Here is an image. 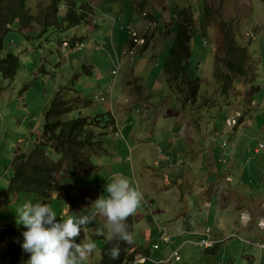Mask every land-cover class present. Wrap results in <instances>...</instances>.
<instances>
[{"label":"rangeland","instance_id":"374dc122","mask_svg":"<svg viewBox=\"0 0 264 264\" xmlns=\"http://www.w3.org/2000/svg\"><path fill=\"white\" fill-rule=\"evenodd\" d=\"M73 1L78 5L87 2L94 8V21L88 27L65 29L63 26L64 6ZM142 1L61 0L59 14L42 35L34 22L27 30L17 22L11 25L4 38L3 54L17 55L20 64L13 81L0 74V192L7 190L11 182V163L17 152H31L38 143L46 108L56 97L65 100L68 96L66 91L71 89V101L87 99L91 102L79 107L71 117H79V112L85 116H96L110 111L119 125L118 128L101 127L93 131L95 143L101 141L102 144L87 148L83 154L90 156L92 161L97 159L93 161L95 167L92 170L75 168L69 174L63 168L62 177L57 175L61 178L59 181L72 188L62 192H73L76 198V181L88 172L78 185L89 189L87 197H98L99 191L101 196L106 195L107 183L115 178L135 181L131 186L143 193L138 188L142 183L141 175L145 173L141 169L143 159L152 164L156 154L152 144L158 143L161 148H166L168 139L172 137L175 118L166 117L170 106L199 119L192 120L193 126L190 124L197 134L194 139L198 138V143L200 140V150H206L213 166L219 168V173L215 174L210 165H202L204 161L200 159L198 165L187 169L195 176L194 180L198 179L196 187L199 180L206 185V190L215 182L222 189L223 196L228 192L226 185L229 183L239 202L234 209H219L220 196L217 195L212 209L197 205L207 211L209 217L206 219L198 207H183L185 202L172 204L169 199L157 200L155 195L148 198L143 195L133 215L132 249L148 248L151 256L157 261L163 260V264H264V248L260 247L264 243L261 224L264 220V3L259 0H145L148 2L140 6ZM204 3L212 15L211 25L206 29V35L201 34L198 26L195 27L190 43V71L199 79L200 87L196 100L185 102L167 84L164 65L174 42L179 9L192 11L198 20ZM48 4L49 0H28L26 7L31 14H36L49 8ZM146 14L152 18H147ZM220 21L231 23L236 29L238 42L248 49L251 56L250 77H254L250 84H245L246 81L238 76L225 95L213 77L215 57L220 54L222 35L217 27ZM76 38L80 41L70 48L68 43ZM135 38L145 41L135 42ZM77 44L82 46L78 48ZM102 97L106 101H100ZM103 147L107 151L104 155ZM259 148L260 151L255 153ZM47 153H51L50 149ZM96 164H99L98 168ZM102 167L107 171H100ZM90 174L93 177L101 174L97 179L100 185L87 178ZM225 177L231 181L227 182ZM57 193L59 191L51 194L56 198ZM77 196L85 197L86 193L77 192ZM58 198L61 197L58 195ZM65 199L60 200L70 205ZM90 200L85 198L87 203ZM23 202L11 196L8 207L4 196L0 195V203L5 204L0 205V224H9L17 231L14 239L8 238L3 245L0 243V264L3 261L10 264L6 261L9 257L6 258L4 248L14 243L22 249V233L27 229L17 224L16 211ZM56 205L57 202L54 209ZM85 205L72 214L95 211L93 203ZM160 209L170 215L163 216L158 212L153 215L154 210ZM186 210L188 215L183 217ZM247 210L253 216V222L248 225L243 224L242 218ZM190 216L193 223L197 222V230L206 232L211 228L212 236L219 234L225 242L215 250L207 251L188 241L183 242L187 239H178L177 232L167 225L174 222L182 225ZM224 217L230 222L223 223ZM57 222H62L58 215ZM220 226L223 227L217 229ZM164 234L172 237L171 243H160ZM103 238H108L106 218L103 221L102 216L97 215L77 240L78 243L92 240L96 244L84 264L99 262ZM154 243L160 244L158 251L151 248ZM176 249L179 258L167 262ZM27 256L29 259V254ZM28 259L23 255L16 264H26Z\"/></svg>","mask_w":264,"mask_h":264},{"label":"trees","instance_id":"16d2710c","mask_svg":"<svg viewBox=\"0 0 264 264\" xmlns=\"http://www.w3.org/2000/svg\"><path fill=\"white\" fill-rule=\"evenodd\" d=\"M27 1L0 0V74L10 81H13L17 76L20 64L17 55L10 52L3 54L4 38L10 31L11 25L17 22L23 30H27L34 22L40 30V35H42L53 24L60 11L59 4L61 0H49V8L31 14L26 7ZM259 1L264 3V0ZM144 2L146 1L143 0L140 6ZM64 9L62 22L65 29L83 25L88 27L94 21L92 17L94 8L87 2L80 5L74 1L69 2L67 6H64ZM202 10L201 17L196 20L192 11H188L186 8L179 9L176 16L177 28L173 38L174 42L164 65L167 84L180 95L179 97L182 96L185 102L195 101L200 87L199 79H196L190 71L192 55L190 43L195 27L198 26L202 31L201 34L205 33L206 35V29L211 25L212 15L205 3ZM146 15L147 18H152V15ZM217 27L222 38L219 46L220 54L215 57L213 77L222 95H225L238 76L246 81L245 84H250L254 77H250L252 70L251 56L248 49L238 42L234 26L226 21H220L217 23ZM76 42L75 39L71 40L68 43L70 48H74ZM89 102L90 100L87 99L81 102V100H63L60 97H56L51 102L50 106L44 111L45 122L38 143L31 152H17L11 163L13 177L7 190L0 192L1 196L7 197L8 200L11 196L13 198L22 196L21 201L26 197L25 200L29 199L31 202L33 197L35 200L38 198L45 199L51 193L59 191L57 198L58 195L63 199L66 198L65 200L70 204L72 210L78 211L84 207V200L78 196L74 198L73 192H62V190L72 188L66 182L61 183L59 181L62 177L63 168L67 169L68 174L70 170L73 171L75 168H90L92 170L95 164L90 156L83 154V151L102 144L101 141L95 143L96 135L94 132L97 129L101 127L116 128L114 127L115 119H113L110 111L96 116L80 115L79 117L69 118V115L73 114L79 107L86 106ZM105 116L107 117L105 118ZM48 149L51 151L50 154L47 153ZM77 182L75 184L76 188L79 185ZM80 182H82V178ZM6 204L10 203L6 201ZM21 204L23 205L24 202ZM0 205L4 206L3 203H0ZM128 224L129 231L132 233L133 216L129 218ZM16 235L17 231L13 226L0 224L1 244L8 238L14 239ZM103 239L101 258L98 264H163L150 257L148 248L132 249V242L124 243L122 241H109L108 238ZM116 244H119L120 256L118 260H113L109 255V249L116 246ZM218 245L205 249L213 251ZM4 251L6 258L9 257L6 261L10 264H16L23 255H26L28 259V253L22 252V249L16 247L14 243L8 248H4ZM138 255L143 258L141 262L136 260ZM1 264H5V262L3 261Z\"/></svg>","mask_w":264,"mask_h":264},{"label":"crops","instance_id":"0c3cea01","mask_svg":"<svg viewBox=\"0 0 264 264\" xmlns=\"http://www.w3.org/2000/svg\"><path fill=\"white\" fill-rule=\"evenodd\" d=\"M146 2H148V1H146ZM75 41L78 42L80 40L75 39ZM66 93L68 96L65 100H70L72 98L71 95L73 94L72 90L68 89L66 91ZM76 95L80 96L78 94H76ZM73 98H76V97H73ZM88 104H91V102H89ZM167 111H168V113H167L166 117H170V119L175 118L174 119L175 121L172 125V137L170 139H168L169 142H168L166 148H161L160 144H158V143L152 144L154 153H156L155 158H154V161L152 164L150 162H148L146 159H143V163L141 164V169H142V171H145V173L148 172V175H146L145 173H144V175H141L140 180L142 183H140L138 188L142 189V191L144 193L143 195L145 196V198H148V197L155 195L157 200L169 199L172 201V204H181L182 202H185L183 207H185L186 209L189 208L188 206L195 209L198 206L201 207L202 204L204 205L205 208H209V209L211 208L212 209L213 208L212 202L214 200V197L219 195L220 196L219 205H218L219 209H226V210H229L231 208L234 209V207L238 204L239 200L237 197H235L234 189H232L229 186V183H227V185H226L228 192L225 193V195L221 196V190L222 189L220 187H218L215 184V182L213 184H211V187L208 190H206L205 189L206 185L202 184V181L199 180V184H198L199 186L196 187L198 179L195 178V180H194L193 177H195V176H192L191 173L188 172V170H187V169H190L192 167V165H194V166L198 165L200 159H203L204 162L201 163L202 165L205 163L209 164L212 172H214L215 174L219 173V168H217L216 165L213 166V164L211 163L212 161L209 160V158L207 156V151L205 150V152H204V150H200L201 149L200 147L202 146V144L201 145L199 144V143H201L200 140L198 143L197 142L198 138L194 139V135H197V134H195V132L192 131V127L190 124H192V126H193L192 120L198 121L199 119L196 116H194L193 114H190V115L182 114V112L179 109L177 110V109L170 107V106H169ZM79 115L85 116L82 112H79ZM86 116H90V115H86ZM167 119H169V118H167ZM115 122H116V124L114 127H117V125H119V124L117 123L116 119H115ZM167 125H170L168 123V121H167ZM199 126H200V123H199ZM199 130H201V127L199 128ZM197 133L200 134V131H197ZM39 136H40V134H39ZM39 136H38V138H39ZM122 136H123V134H122ZM123 138L126 139L125 136H123ZM148 143H150V142H148ZM148 143H146V144H148ZM203 147H205V146H203ZM102 149L104 150V153L102 155L107 153V151L104 149V147ZM129 151L132 152L131 150H129ZM214 152H216V150ZM183 157H184V159L182 160ZM213 158H214V156H213ZM95 161H97V159ZM135 164H137V167H138V163H135ZM216 164H218V160L216 161ZM133 165H134V162H133ZM97 166H99V164L98 165L96 164V167ZM129 166L131 167L132 164L129 163ZM156 167L159 168L160 170L157 171ZM102 170L104 172L107 171L106 168H104V167H102V169L100 171H102ZM155 171H156V174H155ZM151 172H153V174ZM87 173L88 172H84L80 176L79 180H77L78 184L80 183L81 177H86L85 174H87ZM100 175H96L95 177H93V175L90 174L87 176V178L89 180L93 179L95 182H97L100 185V182L97 180ZM153 177H155L156 179ZM225 179L227 182L231 181L230 178H228V177L227 178L225 177ZM140 180L138 182H140ZM95 182H93V183L95 184ZM132 183L135 184V181L131 182V184ZM103 191H104V189H103ZM77 192L84 193V194L86 193L85 197H81L84 200L85 204L94 203L95 201L92 199L97 200L99 197H101L100 191H99L98 197H95V196L87 197V195L90 191L87 187L85 188V186L76 188V191L74 193L76 196H77ZM52 195L53 194H50L44 200L39 199V202L40 203L45 202V204L51 205L53 211L55 213L57 212L56 214L58 215V219H60V218L63 219L64 217H67L68 215H71L73 212H75L74 210H72L70 208V206L67 203H65L64 201L60 200L57 197L54 198ZM85 198L91 199L90 200L91 202L87 203L85 201ZM4 199H5V201L10 203V200H8L7 197H4ZM15 199L21 200L22 196H19ZM25 199H26V197L24 198V200ZM32 200L34 202L36 201L35 203H37L38 199L35 200L33 197ZM25 202H30V200L27 199L24 201V203ZM50 202H52V204ZM56 202H57L56 209H54V204ZM8 206H10V204H8ZM85 206L86 205H84V207ZM84 207H82L81 209H83ZM198 210H199L201 215H205L206 219L209 217V215L207 214V211L204 212L199 207H198ZM78 211H80V210H78ZM187 211L188 210H186L185 213H183V217H187V215H188ZM157 212L159 214H163V216L170 215V214H168L167 211H165L163 209L154 210L153 215L157 214ZM229 213L230 212L225 213V214L228 215ZM262 216L263 215H261V219H263ZM242 218H243V224L248 225L251 222H253V219H252L253 216H252V213L250 210H247L242 215ZM102 219H103V221H105V217L102 216ZM133 220H134V216H133ZM223 220H224L223 223L230 222L229 220H227V217H224ZM192 221H193V218L190 216V218L188 220H185L184 224H182V225L179 224L178 222H174L173 224H169L167 226L171 227L173 230H175L177 232V238L178 239L179 238L187 239L183 242L199 241V240H201V234L200 233H203V231L197 230V228H198L197 222L193 223ZM262 223H263L262 227H264V221ZM222 227L223 226H220L217 229H221ZM212 239L216 240V241H225V239L223 237H221L219 234L212 236ZM150 257L152 259H154L151 256V253H150ZM91 264H93V263H91Z\"/></svg>","mask_w":264,"mask_h":264},{"label":"clouds","instance_id":"9594fccd","mask_svg":"<svg viewBox=\"0 0 264 264\" xmlns=\"http://www.w3.org/2000/svg\"><path fill=\"white\" fill-rule=\"evenodd\" d=\"M139 40L145 41L143 38H135V42ZM105 192L106 195L93 203L94 212L71 214L67 219H62V222H57V214L49 204L25 202L19 207L16 211L17 224L27 229L22 233L21 245L23 251L30 254L26 264H84L94 252L96 244L92 240H82L79 243L77 240L97 215L106 218L109 241L131 243L132 233L129 231L128 220L140 206L143 193L133 188L127 178H115L108 182ZM204 233H200L201 239L205 237ZM224 242L218 241L215 245ZM109 255L113 260L119 259V244L109 249ZM138 257L142 258L138 255L136 260Z\"/></svg>","mask_w":264,"mask_h":264},{"label":"built area","instance_id":"2783aa9c","mask_svg":"<svg viewBox=\"0 0 264 264\" xmlns=\"http://www.w3.org/2000/svg\"><path fill=\"white\" fill-rule=\"evenodd\" d=\"M67 45V44H66ZM78 48L82 46V44H77ZM65 49V48H64ZM113 74H116V71L113 72ZM100 101L104 102L106 101L105 98H101ZM118 133V131H117ZM260 148H263V146H260ZM260 148L259 149H256L255 150V153H258L260 151ZM211 234H212V229L211 228H208L207 231L203 234V236H205L203 239H201L200 241H197V242H192V241H188L189 243L191 244H195L203 249H208V248H211L213 247L216 243H218V241H213L212 240V237H211ZM172 241V237L164 234L162 237H161V242L160 243H171ZM159 247H160V244L159 243H155L152 245V249L154 251H157L159 250ZM260 247L264 248V243L260 245ZM174 258H179V252H178V249H176L175 251H173L172 255L170 258H168L167 262H172ZM142 261V258L138 257L137 258V262H141ZM158 263H163V260H159L157 261Z\"/></svg>","mask_w":264,"mask_h":264}]
</instances>
